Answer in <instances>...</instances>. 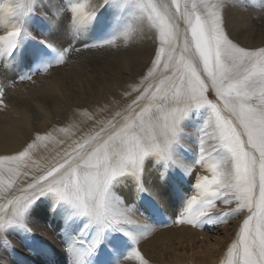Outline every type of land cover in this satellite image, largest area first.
<instances>
[{
    "label": "snow or ice",
    "instance_id": "6c2138e0",
    "mask_svg": "<svg viewBox=\"0 0 264 264\" xmlns=\"http://www.w3.org/2000/svg\"><path fill=\"white\" fill-rule=\"evenodd\" d=\"M105 5L117 14L125 7L131 9L128 22L118 31L125 37L138 31L151 33L147 75H142L141 84L132 89L138 94L126 109L130 114L123 124L112 123L110 131L101 126L99 132L77 143L24 186L16 187L11 177L8 181L0 179V185L5 186L0 199L6 200L0 203V238L10 229L30 232L26 222L29 209L40 197L52 194L55 202L68 210L66 225L72 217L83 218L80 232L93 231L87 240L69 237L70 253L77 245L81 255L93 253L106 230L123 232L135 242L126 226L136 223L132 219L136 210L125 206L113 191L114 182L126 177L135 185L137 195L148 191L142 177L149 158L165 171L175 167L187 171L190 164L176 151L180 121L191 110L206 108L208 115L199 129V153L191 164L206 166L211 175L198 179V195L187 200L175 222L199 226L213 215L219 216L217 221L226 222L246 207L248 215L238 242L228 249L227 264H264V47L249 50L232 37L227 0H68L62 11L71 13L69 26L75 30L90 23ZM20 25L23 21L0 36V55L8 57L17 48L23 31ZM116 33L101 39V45L115 46ZM48 47L57 52L55 64L63 65L65 54L71 50L57 51L51 43ZM161 65L172 76L165 75L158 84L146 83ZM211 92L215 93V103L208 98ZM145 99L157 105L169 100L178 105L166 113L162 124L157 121L150 125L153 134L148 138L141 133L149 107H141L139 112L133 108ZM106 131L104 139L101 134ZM45 139L37 136L16 155L0 156V163L8 162L6 171L17 178L28 177V171L16 169L22 161L25 169L30 167L24 158L37 147V141ZM14 187L19 194L12 192ZM221 204L229 207L221 209ZM133 257L139 264H148L136 248L128 253V258Z\"/></svg>",
    "mask_w": 264,
    "mask_h": 264
},
{
    "label": "rangeland",
    "instance_id": "374dc122",
    "mask_svg": "<svg viewBox=\"0 0 264 264\" xmlns=\"http://www.w3.org/2000/svg\"><path fill=\"white\" fill-rule=\"evenodd\" d=\"M59 2L65 7L68 6V0H60ZM251 2V0H227V15L232 37L240 46L255 50L264 47V8L253 6ZM35 5L36 1L34 0H0V33L6 35L8 31L12 30V25L18 23H16L14 15H10L12 10L17 8L19 10V21H23V25H20L23 27V31L18 40L17 48L8 57L6 54L0 55V93H3V95L7 93L6 100L11 102L13 106L22 108L20 110L23 115L4 109L1 106L2 103H0V118L6 116L24 121L20 124L24 125V132L32 133V138H34L31 142L34 139L36 140L37 136L47 137L45 140L37 141V147L30 151V153L36 152L38 149V152L44 151V146L47 145V150L44 153L40 152V155L44 156L45 153L54 150L57 146L54 145V141L59 142V138L55 136L57 132L68 131L69 120L67 118L69 116L70 121L72 119L73 122H82V119L76 116L73 117L74 110L80 111L83 115V124L81 123L79 132H99L101 126L110 131L112 123H116L117 126L123 124L124 118L130 114L126 109L131 104V99H134L138 94L133 92L132 89L141 84L142 75H147L145 65L149 63L152 40L148 38L151 33L146 30L133 33L129 37H125L122 31L118 32L128 22L131 9L125 7L117 14L108 5L100 8L96 13V17L90 23L75 30L69 26L71 13L65 11V22H63L65 24L61 34L62 36H69V40L63 39L58 34V36H53L54 39H52L47 36L45 29H40L45 26V21L39 17L40 9ZM7 10L10 13H7ZM41 13H43L42 10ZM181 31H183L182 22ZM25 32L28 35H25ZM115 33L117 35L115 46L101 45V39L111 38L110 36ZM48 43L56 46L57 51L71 50L65 54L66 62L63 65L55 64L57 52L48 47ZM85 44H95L96 47H85ZM77 49L79 51H76ZM33 52L39 53V55L32 56L31 53ZM44 64H53V66L47 68ZM165 75L172 76V73L166 71L161 65L146 83L158 84L159 80L163 79ZM31 87L38 88L39 93L34 94ZM17 89L25 90V99L14 92ZM3 95L0 100L3 99ZM100 98H104L102 105L108 106L107 108L105 106L100 108L102 105L96 107L95 102L100 101ZM208 98L214 103L217 102L214 92L208 94ZM172 102L175 103L169 100V103ZM145 106L149 107L150 112L156 108V103L145 99L140 101L139 106H133V108L135 112H139L140 108ZM220 107L222 108V105ZM108 108L111 109L110 112ZM117 111L121 113V116H115ZM45 114L49 115L50 118L38 120L39 117ZM224 114L228 115L227 113ZM207 115L206 108L193 109L180 121L179 144L176 151L185 163L190 164L187 171H183L179 167L165 171L162 165H157L154 160L149 161L148 159L146 161L148 169L156 168L155 173L158 176L157 178L162 181L161 186L174 185L177 189L178 195L170 193L172 199L173 197H183L177 210L173 212L168 209L167 211L168 206L164 210L158 209L156 201L150 199L145 191L140 192L139 195L136 194L135 185L129 178L119 177L117 183H115L117 187L114 185L116 189L120 190L125 187L126 191L121 194L126 197L125 206L136 210L132 219L142 217L145 221V224L140 225V222H138L126 226L127 231L135 232L143 237L154 233L157 234V239L161 233L183 226L186 230L184 239L193 237L195 240L193 246L184 245V247H181L174 245V250L172 248L171 253L164 254H162L160 247L154 243L150 248L151 252L153 251L151 257L141 255L143 259L147 260L148 264H227L228 249L234 242H238L242 222L237 219V215L244 212L246 207L236 212L235 215L229 216L226 222L217 221L219 219L218 215L206 218L203 225L199 226L177 224L175 222L184 207H186L187 200L193 195H198L199 190L196 188L198 179L206 175L204 173L209 172L206 166L201 167L200 165L191 164L196 160L199 153L198 144L201 135L199 129ZM147 116H149V113ZM61 146L60 148L57 147L59 151H62L64 147ZM24 147L26 145H22V148L18 151L23 150ZM18 151L12 154L16 155ZM5 155L11 154H0V156ZM44 166L42 164L41 167ZM33 171L31 170V172ZM162 172H164V175L161 178ZM21 186H24V183L19 184L16 182V187ZM16 187L12 189V192L19 194ZM4 190L5 186L0 185V196H3ZM43 197H40L34 203L35 207H38V211L32 213L37 218H39V210L42 205H47L45 209L48 208L45 201L42 203ZM0 203H6V200L0 199ZM219 207L226 209L229 206L221 204ZM230 207L235 209L236 205L232 204ZM62 210L68 211L66 207ZM60 211L57 215H54V211L50 206L48 212L52 215L51 220L57 225L50 226L52 228L50 236L59 245L60 257H63V259L60 258L61 260L57 262L52 259V250L43 242V239L41 240L43 235L40 237L39 231L31 230L27 232L17 228L8 230L5 236L0 238V246L9 259L4 264H139L138 260L129 261L126 259V255L134 247L132 241L123 232L110 231L107 233L104 238L102 237L101 243L93 253L81 255L80 245H77L75 250L70 253L68 249L69 237L87 240L90 239V235L93 233L91 230V232L88 230L85 233L78 230L75 234L71 229H76V227L72 223L70 224V220L67 225L65 224L68 214ZM164 211L168 212L166 215L171 216L165 222H163L166 218ZM47 220L50 219L47 218ZM73 221L77 222V219ZM215 221L217 222L215 223ZM26 222L32 225L34 222L33 216L27 214ZM167 222L168 224H166ZM200 235L206 237L205 242L204 240L200 241ZM5 239L8 242L7 244ZM120 242L126 244L127 252L118 257L119 262L117 260L115 262L106 260V247L117 250L122 249ZM114 245L115 248H113ZM212 245L213 248H217V252L209 249ZM43 260H49V262H43Z\"/></svg>",
    "mask_w": 264,
    "mask_h": 264
},
{
    "label": "bare ground",
    "instance_id": "6f19581e",
    "mask_svg": "<svg viewBox=\"0 0 264 264\" xmlns=\"http://www.w3.org/2000/svg\"><path fill=\"white\" fill-rule=\"evenodd\" d=\"M34 1H36L35 6L40 9L39 17L43 21H45V26L41 27L40 29H45L47 31V36L52 38V39H54L53 36H58V35L62 36L61 31H62V28L65 24V23H63V22H65V20H64L65 11H62L61 9L65 8V6L60 4V2H59L60 0H34ZM251 1H252L251 3L253 6L256 5V7H258V8H261V7L264 8V0H251ZM41 10L43 11V13H41ZM7 13H10V12H8V10H7ZM11 14L14 15V18L16 19V23H17L20 20V18L18 17L19 16V10L17 8L15 10H12L10 15ZM0 36H4V34L0 33ZM62 38L69 40V36H62ZM19 43H21V42H19ZM0 48H3L2 42H0ZM4 63H5V60H4ZM6 66H7V63H6ZM0 84H1V81H0ZM31 90L33 91L34 94L39 93L38 88L31 87ZM24 91L25 90H23V89H17L14 92L16 94L20 95V97L25 99ZM6 96H7V93H5L3 95V99L1 98V100L3 101L1 106L4 109H7L9 111L21 114L22 111L20 109H22V108H17L16 106H13V104H11V102L6 100ZM103 100H104V98H102L100 101H96L95 102L96 107H97V105L101 106L103 103ZM132 100L133 99H131V102H132ZM104 106H105V108L108 107L106 105H102L100 108H104ZM177 106L178 105L176 103H173V102L169 103V101L159 103L158 105L156 104V106H155L156 108L153 111L149 112L148 119L145 121L144 130L142 131L141 134L145 138H148V136L153 134V129L150 127V125L156 123L157 121L162 124L163 118L166 115V113L170 112L173 108H175ZM108 111L110 112L111 109L108 108ZM63 112H64V110H63ZM73 112H74L72 114L73 117L76 116L77 118L82 119L81 123L83 124V115L80 113V111L74 110ZM117 112H119V111H117ZM22 115H23V113H22ZM63 117L65 118V116H63ZM43 118L47 119V118H50V116L45 114V115L39 117L38 120L43 119ZM67 119L69 120V122H68L69 129L67 132H57V134L55 136H57L59 138V142L56 143V141H54V145H57L54 150H51L50 152L45 153L44 156H41L40 152L44 153L47 150V145L44 146V151L38 152L39 149L36 152L33 151V153H30L28 157L24 158V161H26L30 167L25 169L23 167L24 162L22 161L20 167L18 169H16L17 172L28 171L29 172L28 177L20 176L17 178L16 175L8 173L6 171V169L9 167V164H8V162H4V163H0V179L9 180V177H11V180H14L19 184L24 183V185H25L27 182H30L31 177L33 175L40 174V172L43 168H47L50 164L60 160V158L64 155V153L66 151H71L72 148H74L77 143H83L91 135L96 133V132H91V131L79 132L80 128H81L80 127L81 123L79 121L73 122L72 119L70 121V116ZM21 122L23 123L24 121L11 119V118L6 117V116L0 118V154H11V155H13L12 153L17 152L19 149H21L22 145L27 146V143H31V140L34 137L32 138L31 132H24L23 131L24 125L20 124ZM107 134H108V132H105V133H102L101 136L104 139H106ZM34 136H36V135H34ZM92 143L95 144L96 142H92ZM61 145H63L64 147H63L62 151H59V148L62 147ZM48 147H50V146H48ZM51 147H53V146H51ZM57 147H59V148H57ZM151 159L152 158H149V161H151ZM42 164L45 166L41 167ZM13 167H15V166H13ZM31 170H34V171L31 172ZM155 171H156L155 167H153L151 169H148L146 167V170H145L143 177H142V182L144 184V187L146 189H148V191H145V193L147 194V196H149L150 199H153L156 201L158 209L164 210V208L166 206H168L167 211L169 209V210L174 212L175 210H177L180 207V204L183 200V197H181V196L179 198L173 197V199H172L171 198L172 195L170 193H172L173 195H175V194L178 195L177 189L174 187V185H167L165 187L161 186L162 181H160V179L157 178L158 176H156ZM204 174L211 175L210 172L204 173ZM115 183H117V182H114V185H115ZM115 186H113V191L117 195H119L121 197V199L124 201V204H126L125 195H121L122 193H124L126 191L125 187H122L121 188L122 190H120L118 188L116 189ZM168 191H169V193H168ZM42 199H43L42 203L45 201L48 204V208L45 209L47 207V205H42V207H40V210H39V218H37L32 212L38 211V207H35V205L33 204L27 214H30L31 216H33L34 222L32 225H29V223H27V224L29 225V228H31V230L39 231L40 237L43 235V238H41V240L43 239V242H45L48 245V247L52 250L51 251L52 255H53L52 259L55 260V262H57V261L61 260L60 258L63 259V257H60L61 251H60L59 245L57 244L55 239H53L50 236V234L52 233V228L50 226H52V225L57 226V225L53 220H51L52 215L48 211L50 209V206H51V209H53V211H54V215H57L58 212L60 211V209H61L60 212L63 211V213H66V214H68V211L66 212V211L62 210V208H64V206H62V204L56 203L52 194H49L47 197L44 196ZM176 199H178V200H176ZM61 206H62V208H61ZM36 208H37V210H36ZM164 212H165L166 218L164 219L163 222H165L167 219H169L171 217V216H169V214L166 215L168 212H166V211H164ZM247 215H248V209L246 208L244 210V212H240L237 215V219H240V221L243 224V220L245 218H247ZM47 218L50 220H47ZM74 219L75 220L77 219V222L73 221ZM134 220L136 221V223L140 222V225L145 224V221L143 220L142 217L134 218ZM168 222L166 224H168ZM71 223L76 227V229H71L76 234L77 231L83 227L85 220L83 218L72 217V219L70 220V224ZM110 231L111 230H106L103 238ZM185 232H186V230H184V227L180 226V227L176 228L175 230L165 232V233H161L157 239H156L157 234H154V233L148 234L147 236L143 237L139 234H136L135 232H131V235L136 237L135 242H133L131 240V236L130 237L128 236V237L132 241L133 247L136 248L142 256L149 258V257H151V255H153L152 254L153 251L151 252L150 248L152 247V245L154 243L160 247L162 254L167 253V252L171 253L172 248L174 250V245H178L181 247H184V245L185 246L186 245L193 246L195 243L194 238L193 237H187L186 239H184L185 238V236H184ZM92 233H93V231H92ZM90 238H91V235H90ZM199 238H200V241L204 240V242H205V240H206V237L204 235H200ZM182 239H184V240H182ZM201 243H203V242H201ZM119 244L122 245V249H119V250L110 249V248H108V246L106 247L107 248V251L105 250V253H107V254H105L106 258H107L106 260H109L112 262H115V260H117V262H119L118 257H121L122 253L124 255L127 252L126 244L122 243V242H120ZM213 247L214 246L212 245L209 249H211L213 252H217V248H213ZM113 248H115V245ZM126 259H128L129 261L137 260L134 257L128 258V255H126ZM8 260L9 259L7 258V255L4 253V251L2 250V248L0 246V264H4ZM43 262H49V260H43Z\"/></svg>",
    "mask_w": 264,
    "mask_h": 264
}]
</instances>
